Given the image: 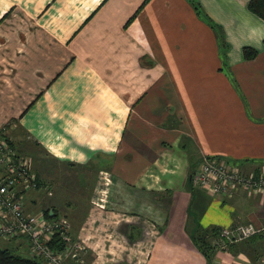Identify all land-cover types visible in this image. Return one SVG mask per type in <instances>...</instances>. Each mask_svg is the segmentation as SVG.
Instances as JSON below:
<instances>
[{"label":"crops","instance_id":"crops-1","mask_svg":"<svg viewBox=\"0 0 264 264\" xmlns=\"http://www.w3.org/2000/svg\"><path fill=\"white\" fill-rule=\"evenodd\" d=\"M249 1L0 0V129L36 176L27 212L65 217L84 244L74 264H208L198 228L264 225V192L191 183L205 157L264 167ZM213 240L210 264H264V234Z\"/></svg>","mask_w":264,"mask_h":264},{"label":"built area","instance_id":"built-area-1","mask_svg":"<svg viewBox=\"0 0 264 264\" xmlns=\"http://www.w3.org/2000/svg\"><path fill=\"white\" fill-rule=\"evenodd\" d=\"M7 131L0 129V249L2 243L22 240L31 258L41 264L81 262L85 248L72 238L69 220L27 212L25 198L37 187L36 176L30 160L15 150ZM191 183L215 198L231 196L237 190L264 192V167L258 175L246 174L222 158L205 157ZM261 234L264 225L248 223L220 229L219 237L224 243L235 244Z\"/></svg>","mask_w":264,"mask_h":264},{"label":"trees","instance_id":"trees-1","mask_svg":"<svg viewBox=\"0 0 264 264\" xmlns=\"http://www.w3.org/2000/svg\"><path fill=\"white\" fill-rule=\"evenodd\" d=\"M249 10L257 15L259 18L264 20V0H250L248 4ZM195 9L200 14V8L197 4ZM198 14V15H199ZM200 16V15H199ZM204 20V19H203ZM204 22L208 23L206 20ZM212 28H215V25L208 23ZM245 59H253L257 55V51L251 48H244L243 50ZM47 217H49V212H46ZM55 216V214H53ZM53 217V216H52ZM195 236L192 237V241L195 247L202 253L208 260V264L212 262V257L214 253L213 239L219 237L220 228H207L201 229L198 228L195 231ZM213 240V241H212ZM0 264H41L36 259L27 258L20 254L14 253L8 248L0 249Z\"/></svg>","mask_w":264,"mask_h":264},{"label":"rangeland","instance_id":"rangeland-1","mask_svg":"<svg viewBox=\"0 0 264 264\" xmlns=\"http://www.w3.org/2000/svg\"><path fill=\"white\" fill-rule=\"evenodd\" d=\"M72 176L74 177V178H76V172L74 171V173L72 174ZM70 178V177H69ZM59 184L58 185H60V186H62V188L64 189H68V188H73V189H75L74 188V186H73V184L70 182V184H68L67 183V180L66 179H64L62 176L59 178ZM66 194H68V193H66ZM69 195V194H68ZM67 196V195H66ZM69 197V196H68ZM38 207H40V204H39V206ZM46 213V212H45ZM196 234H195V232H193V236H195ZM80 242V241H79ZM15 243L16 242H6V243H2L1 244V247L2 248H8V249H10V250H12L14 253H17V254H20V255H22V256H24V257H27V258H31V255L29 254V252H28V249H27V247L26 246H24V247H16V245H15ZM81 244H82V246L85 248V246H84V244L82 243V242H80Z\"/></svg>","mask_w":264,"mask_h":264},{"label":"water","instance_id":"water-1","mask_svg":"<svg viewBox=\"0 0 264 264\" xmlns=\"http://www.w3.org/2000/svg\"><path fill=\"white\" fill-rule=\"evenodd\" d=\"M51 216V215H50Z\"/></svg>","mask_w":264,"mask_h":264}]
</instances>
